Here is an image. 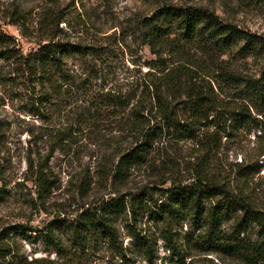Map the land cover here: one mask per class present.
<instances>
[{
    "label": "trees",
    "instance_id": "trees-1",
    "mask_svg": "<svg viewBox=\"0 0 264 264\" xmlns=\"http://www.w3.org/2000/svg\"><path fill=\"white\" fill-rule=\"evenodd\" d=\"M77 4L81 11H76L77 16L73 12L65 16L55 7L43 9L37 23V49L26 54L0 29V62L8 68L5 73L0 69V79L10 86L11 100L19 99L14 96L17 90H24L20 101L26 104V113L43 124L40 137L29 131L35 141L48 146L45 156L29 159L36 185L48 194L55 184L51 160L57 154L82 156L87 142L94 147L92 157L100 159L98 169L111 183L112 194L117 195L127 187L133 168L155 169L157 152L168 155L160 153L161 146L190 143L199 156L193 183L168 189L164 201L154 206L139 197L141 204H150L145 205V213L162 224L163 231L158 240L130 233L138 255L147 264H158L161 240L169 253L163 264H187L195 253L237 264H264V186L255 181L264 171V35L244 31L206 8L158 3L151 14L130 17L121 31L100 44L84 41L96 20L88 15L84 0H73L72 7ZM19 22L16 25L25 30ZM102 33L96 31L97 36ZM134 46L147 47L152 60L133 61L131 70L125 58L139 53L132 50ZM237 57L259 63L257 74L237 69L233 63ZM56 117L66 121L54 124ZM8 132L0 122L3 187L9 166ZM253 132L259 133L256 155L233 165L222 180L214 161L224 139ZM92 183L81 170L72 177L71 187L86 198ZM128 212L135 215L133 203L110 199L93 213L79 216L74 233L115 240L112 221ZM186 223L191 231L183 234L180 230ZM52 232L47 234L48 244L59 250ZM12 255L10 248L0 247L1 258ZM16 260L8 264H60Z\"/></svg>",
    "mask_w": 264,
    "mask_h": 264
},
{
    "label": "rangeland",
    "instance_id": "rangeland-1",
    "mask_svg": "<svg viewBox=\"0 0 264 264\" xmlns=\"http://www.w3.org/2000/svg\"><path fill=\"white\" fill-rule=\"evenodd\" d=\"M158 3L184 8H206L215 11L223 21L233 23L244 31L264 35V0H84L88 15L94 16L96 20L94 31L86 32L88 37L84 41L107 43L106 37L116 30L117 33L121 31L130 17L148 16ZM72 5L73 0H0V29L15 41L17 49L26 54L37 49L36 30L42 10L55 7L65 16L72 12L77 16L76 11L81 12L80 7L78 4L75 7ZM104 13L105 17L102 15ZM18 20L25 30L16 25ZM114 25L118 28L113 29ZM60 27L68 31L66 24ZM99 30L103 33L97 36L96 31ZM132 50L139 53L125 58L131 70L135 68L133 61L144 64L152 60L147 47L139 50L134 46ZM233 63L244 74H257L259 69V63L252 58H233ZM6 65L0 62V69L4 73L8 71ZM145 71L147 69H143ZM10 91L5 80L0 79V104H7L0 106V122L9 131L5 149L9 166L3 176L5 186L0 182V189H3L1 195L4 197L0 198V247L10 248L13 254L5 259L0 257V264H8L15 259L21 263L44 259L60 264H147L138 255V248L132 243L130 233L140 232L149 234L154 240L159 239L163 225L150 219L145 213V205L154 206L157 201H164L165 192L174 186L193 183L197 162L195 159L199 156L193 151L192 144L166 143L164 147L161 146L160 153L166 152L168 155L162 157L157 152L152 163L155 164V169L133 168L127 187L116 195L112 194L111 183H107L98 169L100 159L96 160L91 155L94 147L85 142L82 148L86 152L82 156L70 158L57 154L51 160L55 184L45 195L36 185L35 177L29 169V159L38 160V154L45 156L48 153L47 144L35 141L29 132L40 137L39 128L43 124L26 113V104L20 101L24 90H17L14 94L19 98L17 100H11ZM64 121L65 117H56L54 124ZM258 136L259 133L255 132L248 136L239 133L233 140L228 137L224 139L223 147L214 161L222 180L225 175L230 174L228 171L233 165L256 155ZM162 162L166 163L162 165ZM81 170H85L93 182L86 198H82L71 187L72 177ZM255 181L258 186H264V171ZM139 197L149 199L150 204L147 201L141 204ZM113 198L125 199L129 206L130 202L135 206V215L128 212L113 219L115 240L101 234L87 236L85 233H74L79 216L87 211L93 213L95 208ZM229 228V224L224 227L225 231H229ZM50 229H53L52 240L58 243L59 250L48 244L47 234ZM188 231H191L190 225L186 223L180 232L184 234ZM158 247V264H163L169 253L161 240ZM187 264L237 263L216 255L195 253L187 259Z\"/></svg>",
    "mask_w": 264,
    "mask_h": 264
}]
</instances>
